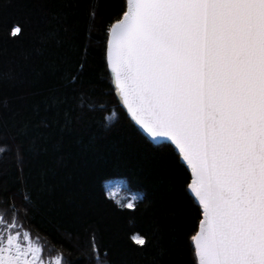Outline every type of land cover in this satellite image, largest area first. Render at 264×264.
Wrapping results in <instances>:
<instances>
[{
  "label": "trees",
  "instance_id": "trees-1",
  "mask_svg": "<svg viewBox=\"0 0 264 264\" xmlns=\"http://www.w3.org/2000/svg\"><path fill=\"white\" fill-rule=\"evenodd\" d=\"M121 2L0 0V209L14 202L65 264H105V252L110 264H193L188 174L154 154L107 73L105 29Z\"/></svg>",
  "mask_w": 264,
  "mask_h": 264
},
{
  "label": "snow or ice",
  "instance_id": "snow-or-ice-1",
  "mask_svg": "<svg viewBox=\"0 0 264 264\" xmlns=\"http://www.w3.org/2000/svg\"><path fill=\"white\" fill-rule=\"evenodd\" d=\"M105 31L118 104L188 174L193 264H264V0H122ZM18 220L14 202L0 209V264H44V244Z\"/></svg>",
  "mask_w": 264,
  "mask_h": 264
},
{
  "label": "rangeland",
  "instance_id": "rangeland-1",
  "mask_svg": "<svg viewBox=\"0 0 264 264\" xmlns=\"http://www.w3.org/2000/svg\"><path fill=\"white\" fill-rule=\"evenodd\" d=\"M36 236L32 235V238H35ZM41 241V240H40ZM42 242V241H41ZM58 253L52 251L50 248L46 247L44 245V252H43V257H44V264H56V261L51 259L52 257L57 256Z\"/></svg>",
  "mask_w": 264,
  "mask_h": 264
},
{
  "label": "water",
  "instance_id": "water-1",
  "mask_svg": "<svg viewBox=\"0 0 264 264\" xmlns=\"http://www.w3.org/2000/svg\"><path fill=\"white\" fill-rule=\"evenodd\" d=\"M114 92H115V90H114ZM121 107H122V105H121ZM122 108H123V107H122ZM124 111L126 112V110H124ZM152 142H153V141H152ZM154 143H157V144H158L159 142H154ZM162 143H166V144H167L168 142H167V141H163Z\"/></svg>",
  "mask_w": 264,
  "mask_h": 264
}]
</instances>
